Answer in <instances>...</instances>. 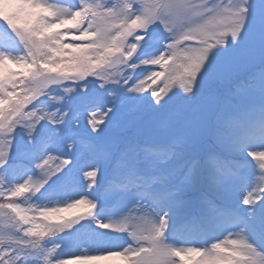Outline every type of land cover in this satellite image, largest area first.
Returning <instances> with one entry per match:
<instances>
[{
    "label": "snow or ice",
    "instance_id": "1",
    "mask_svg": "<svg viewBox=\"0 0 264 264\" xmlns=\"http://www.w3.org/2000/svg\"><path fill=\"white\" fill-rule=\"evenodd\" d=\"M99 262L264 264V0H0V264Z\"/></svg>",
    "mask_w": 264,
    "mask_h": 264
},
{
    "label": "rangeland",
    "instance_id": "2",
    "mask_svg": "<svg viewBox=\"0 0 264 264\" xmlns=\"http://www.w3.org/2000/svg\"><path fill=\"white\" fill-rule=\"evenodd\" d=\"M148 67L152 68V70H155V71H161L162 70L158 66H148ZM141 78H143V77H141ZM162 81H163V78H161V81H157V85L162 87L163 86ZM234 83L235 82H232V83L225 82V83L219 85L218 87H219V89H220V91L222 93H227L229 91H232L233 93L238 94V90L234 87ZM157 85H153V87H156ZM90 87H91V85H90ZM147 94L148 93H145V95H147ZM83 120H84V118H82V122H83ZM125 135L130 137V138H134V139H136V138H138L140 140L149 139L148 137L139 135L135 129H129L125 133ZM85 163H88V160H87L86 157L81 161V166H83ZM81 182L82 183H87V179L86 178H82ZM80 210L81 209H72V210H70L69 213H65V215H71V214H74V213H76V212H78ZM99 264H106V262H99Z\"/></svg>",
    "mask_w": 264,
    "mask_h": 264
}]
</instances>
